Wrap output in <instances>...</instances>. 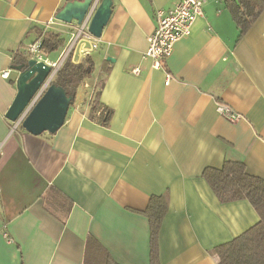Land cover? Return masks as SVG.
<instances>
[{"label":"crops","instance_id":"crops-1","mask_svg":"<svg viewBox=\"0 0 264 264\" xmlns=\"http://www.w3.org/2000/svg\"><path fill=\"white\" fill-rule=\"evenodd\" d=\"M66 1L0 0V264H98L93 242L118 264H150L153 195L168 201L159 264H217L211 250L258 221L248 200L220 202L202 172L233 161L264 179V7L240 36L226 0H205L155 68L143 56L155 13L179 0H112L88 79H103L107 125L87 114L86 82L56 132L12 130V66L44 33L66 42L55 18ZM61 48L42 52L53 61ZM219 102L237 120L221 117Z\"/></svg>","mask_w":264,"mask_h":264},{"label":"trees","instance_id":"trees-1","mask_svg":"<svg viewBox=\"0 0 264 264\" xmlns=\"http://www.w3.org/2000/svg\"><path fill=\"white\" fill-rule=\"evenodd\" d=\"M226 3L233 13L240 36L247 31L264 7L262 0H226ZM44 34L42 50L46 48L55 50L63 47L65 40L59 34L50 33L47 36ZM26 60L27 57L23 54L20 62ZM92 68L93 62L89 56L78 64L66 60L52 83L61 86L68 95L75 97L78 88L90 79ZM102 85L103 79L99 74L87 114L94 122L107 125L111 111L98 100V92ZM88 92L89 90L85 94ZM202 177L220 202L246 199L258 215V221L254 225L211 250L217 264H264V179L249 174L243 163L233 161H225L219 168L206 167L202 172ZM167 206L168 201L165 195H153L144 212L148 217L150 228V264H159L158 230ZM92 245L98 252V264H118L109 255L97 250L94 242Z\"/></svg>","mask_w":264,"mask_h":264},{"label":"built area","instance_id":"built-area-1","mask_svg":"<svg viewBox=\"0 0 264 264\" xmlns=\"http://www.w3.org/2000/svg\"><path fill=\"white\" fill-rule=\"evenodd\" d=\"M99 1L100 0H92L81 22L78 23L73 21L70 24H67L68 38L55 60L50 61L44 57L41 37L24 45V55L27 58L43 61L50 66V72L19 114L16 121L12 123V130L21 125V122L27 116L29 111L53 82L57 72L66 60H70L73 64H78L99 48L100 38L94 36L89 31L90 21ZM204 2L205 0H179V2L171 9H160L156 11L155 27L147 36L148 45L143 53L144 57H149L151 59L153 67L160 68L162 66V61L172 53L175 42L190 34L191 26L194 21L198 17L203 16L202 5ZM132 72L137 73L138 68H134ZM1 75L3 77H8L9 70H3ZM169 79L170 75L166 77V82H168ZM95 83L96 79L91 85L87 86L89 92L86 100V107L89 106L94 95ZM216 110L221 117L231 122L237 120L239 117V115L234 113L228 105L222 102L217 104Z\"/></svg>","mask_w":264,"mask_h":264},{"label":"water","instance_id":"water-1","mask_svg":"<svg viewBox=\"0 0 264 264\" xmlns=\"http://www.w3.org/2000/svg\"><path fill=\"white\" fill-rule=\"evenodd\" d=\"M92 0H69L56 13L55 18L63 23L81 22ZM112 0H100L92 16L89 31L96 37L101 36L104 26L111 15ZM18 72L16 78V94L5 113V118L14 123L27 105L33 94L50 72V66L43 61L27 58L12 66ZM74 96L59 85L51 83L21 122V127L33 134L54 133L66 118Z\"/></svg>","mask_w":264,"mask_h":264},{"label":"rangeland","instance_id":"rangeland-1","mask_svg":"<svg viewBox=\"0 0 264 264\" xmlns=\"http://www.w3.org/2000/svg\"><path fill=\"white\" fill-rule=\"evenodd\" d=\"M65 37H66V34L62 33L61 34V38H65ZM96 72H97V69H94L92 77H94L96 75ZM86 82L88 83V85H91L93 83V79L92 80H87Z\"/></svg>","mask_w":264,"mask_h":264}]
</instances>
